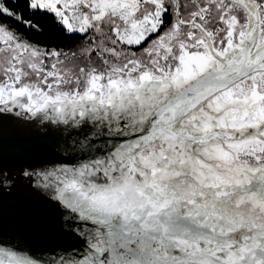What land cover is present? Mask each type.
Here are the masks:
<instances>
[{
    "label": "snow or ice",
    "instance_id": "1",
    "mask_svg": "<svg viewBox=\"0 0 264 264\" xmlns=\"http://www.w3.org/2000/svg\"><path fill=\"white\" fill-rule=\"evenodd\" d=\"M49 16L78 43L50 47ZM48 155L0 161L77 243L0 264H264V0H0V124Z\"/></svg>",
    "mask_w": 264,
    "mask_h": 264
},
{
    "label": "water",
    "instance_id": "2",
    "mask_svg": "<svg viewBox=\"0 0 264 264\" xmlns=\"http://www.w3.org/2000/svg\"><path fill=\"white\" fill-rule=\"evenodd\" d=\"M47 155L33 129L15 117L4 118L0 124V161L6 168L19 171ZM0 220L9 232L22 236L30 247L46 254L77 243L61 230L57 213L24 185L10 195L0 194Z\"/></svg>",
    "mask_w": 264,
    "mask_h": 264
},
{
    "label": "trees",
    "instance_id": "3",
    "mask_svg": "<svg viewBox=\"0 0 264 264\" xmlns=\"http://www.w3.org/2000/svg\"><path fill=\"white\" fill-rule=\"evenodd\" d=\"M38 21L42 28V34H34L33 38L42 44L50 47L69 46L78 43L80 40L79 35H75L72 39H69L68 35L55 25L54 20L49 16L39 17Z\"/></svg>",
    "mask_w": 264,
    "mask_h": 264
},
{
    "label": "flooded vegetation",
    "instance_id": "4",
    "mask_svg": "<svg viewBox=\"0 0 264 264\" xmlns=\"http://www.w3.org/2000/svg\"><path fill=\"white\" fill-rule=\"evenodd\" d=\"M26 187V186H25ZM27 190V189H26Z\"/></svg>",
    "mask_w": 264,
    "mask_h": 264
}]
</instances>
